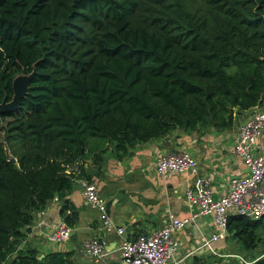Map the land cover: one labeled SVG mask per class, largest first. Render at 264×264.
<instances>
[{
  "label": "trees",
  "instance_id": "trees-1",
  "mask_svg": "<svg viewBox=\"0 0 264 264\" xmlns=\"http://www.w3.org/2000/svg\"><path fill=\"white\" fill-rule=\"evenodd\" d=\"M21 75L25 97L0 114V264H73L20 244L54 198L74 226L67 197L93 181L87 160L175 129L228 130L264 105V0H0V103ZM263 226L231 216L228 238L254 251Z\"/></svg>",
  "mask_w": 264,
  "mask_h": 264
},
{
  "label": "crops",
  "instance_id": "crops-1",
  "mask_svg": "<svg viewBox=\"0 0 264 264\" xmlns=\"http://www.w3.org/2000/svg\"><path fill=\"white\" fill-rule=\"evenodd\" d=\"M264 109V105L258 107ZM237 115L231 129L183 132L175 129L167 134L134 145L122 160H118L113 146L92 157L83 165V173L95 183L99 195L107 202L108 212L115 225L124 229L116 233H99V215L86 202L81 180H75L67 200L78 212L70 237L65 242L49 240L56 225L64 218L60 215L61 202L52 200L46 208L35 213L32 225L21 241L20 249L35 251L38 260L54 253H70L73 264H123L119 251L121 238L134 239L150 235L164 226L169 213L187 217L185 192L189 179L184 174L161 177L155 172L159 155L186 151L198 163L199 173L211 179L216 196L228 190V180L245 173V166L231 154L239 127L249 118L251 111ZM264 149V132L260 140ZM65 222V221H63ZM215 228L211 217L199 216L184 230L176 233L179 249L175 264H219L213 252L231 253L226 241L213 240ZM106 241V256L96 260L82 251V243L97 236ZM245 260V259H244ZM246 261V260H245Z\"/></svg>",
  "mask_w": 264,
  "mask_h": 264
},
{
  "label": "built area",
  "instance_id": "built-area-1",
  "mask_svg": "<svg viewBox=\"0 0 264 264\" xmlns=\"http://www.w3.org/2000/svg\"><path fill=\"white\" fill-rule=\"evenodd\" d=\"M264 132V109L255 107L249 118L239 127L231 154L239 158L245 166V173L230 177L228 190L221 196H216L211 187V179L200 175L197 161L186 151L159 155L155 160V172L161 177L173 174H184L189 179L185 192V201L189 215L177 217L169 213L164 226L150 234L139 235L134 239L121 240L119 251L123 264H175L178 253L176 233L186 229L199 216L211 217L215 232L213 240L226 241L227 226L231 216H240L258 221L264 218V149L260 140ZM83 195L87 204L99 215V233L108 235L116 233L121 237L124 229L115 225L108 213L106 200L99 195L94 182L81 180ZM57 201V198H54ZM72 229L63 221L56 225L49 240L55 243L69 239ZM97 236L82 243L85 255L99 260L107 254L106 241L103 236ZM217 257H225L213 252ZM243 264H251L239 256Z\"/></svg>",
  "mask_w": 264,
  "mask_h": 264
},
{
  "label": "rangeland",
  "instance_id": "rangeland-1",
  "mask_svg": "<svg viewBox=\"0 0 264 264\" xmlns=\"http://www.w3.org/2000/svg\"><path fill=\"white\" fill-rule=\"evenodd\" d=\"M260 234H261L260 235L261 242L258 245L257 249L249 252L241 250L239 245L233 239L229 238L228 245L230 246V250H231L230 254L238 255L242 259H245L247 262H253L259 259H264V230L261 231ZM222 254H224L225 257L222 258L217 257L219 264H242L240 259L226 257L229 256L227 253H222Z\"/></svg>",
  "mask_w": 264,
  "mask_h": 264
},
{
  "label": "water",
  "instance_id": "water-1",
  "mask_svg": "<svg viewBox=\"0 0 264 264\" xmlns=\"http://www.w3.org/2000/svg\"><path fill=\"white\" fill-rule=\"evenodd\" d=\"M32 75L30 76H17L12 82L13 97L10 102L4 100L0 103V114L16 111L21 103V100L25 97L28 83ZM12 162H15L12 159ZM126 239V238H121Z\"/></svg>",
  "mask_w": 264,
  "mask_h": 264
},
{
  "label": "clouds",
  "instance_id": "clouds-1",
  "mask_svg": "<svg viewBox=\"0 0 264 264\" xmlns=\"http://www.w3.org/2000/svg\"><path fill=\"white\" fill-rule=\"evenodd\" d=\"M236 256H238V255H236ZM243 264V263H242Z\"/></svg>",
  "mask_w": 264,
  "mask_h": 264
}]
</instances>
